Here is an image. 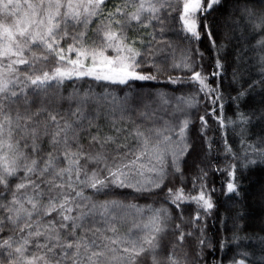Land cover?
I'll return each instance as SVG.
<instances>
[{"label": "snow or ice", "instance_id": "1", "mask_svg": "<svg viewBox=\"0 0 264 264\" xmlns=\"http://www.w3.org/2000/svg\"><path fill=\"white\" fill-rule=\"evenodd\" d=\"M175 3L177 0H0V264H144L146 258L151 264H161V239L167 233L176 235L180 244L184 242L182 212L181 223L170 226L172 215L166 207L125 204L119 199L93 201L84 195V189L105 195L115 189L136 193L163 189L168 168L180 173L181 158L190 147L187 115L175 124L165 120L161 127L136 125L130 131L113 122L116 134L101 136L102 129L85 116V110L90 104L99 108L110 103L111 94L74 91L62 95L68 81L91 79L130 87L135 81H158L164 61L150 60L159 53L143 47L144 41L133 39L129 31L152 29L149 35L155 40L157 30L165 31L163 18L175 11ZM220 4L221 0H183L182 31L200 40L197 13L206 21ZM241 15L253 31L264 36V14L245 7ZM204 28L211 39L206 23ZM211 43L215 46L214 40ZM259 43L264 46V39ZM171 68L186 70L189 75L184 79L169 76L168 82L195 85L215 115L219 90L212 87L209 75L191 53L178 62L173 57ZM223 68L217 55L211 76H220ZM128 99L126 96L125 102ZM157 99L164 111L174 99L173 115L186 114L200 103L196 95L170 98L160 92ZM34 100L41 105L35 111L31 109ZM64 100L70 104L72 119L44 105V101L59 105ZM219 109L223 110L222 104ZM42 113L45 116L36 119ZM141 115L145 120L156 118L155 111ZM216 119L221 128L226 127L222 117ZM200 120L204 132L209 122L204 116ZM85 121L88 127L97 128L90 135V143L98 146L94 152L85 151L80 143ZM239 122L247 123L248 118L240 113ZM232 123L236 122L229 121ZM44 137L51 145L47 153L40 146ZM224 144L225 152L236 159L226 135ZM109 145L115 155H109ZM207 147L212 149L210 140ZM242 149L243 166L264 162V144L257 147L242 141ZM90 164L95 166L91 172ZM216 171L229 177L226 192L238 194L235 164ZM206 180L207 172L201 169L191 185L195 194L186 193L183 187L168 188L165 200L177 210L182 204H194L210 215L216 207L212 199L215 189L209 190ZM131 217H135L131 226L123 230ZM202 219L198 211L193 226ZM200 244H205L203 238ZM174 249L175 245L166 264H181ZM241 255L244 258L234 259L232 264H246L248 253Z\"/></svg>", "mask_w": 264, "mask_h": 264}, {"label": "trees", "instance_id": "2", "mask_svg": "<svg viewBox=\"0 0 264 264\" xmlns=\"http://www.w3.org/2000/svg\"><path fill=\"white\" fill-rule=\"evenodd\" d=\"M173 7L175 11L163 18L165 31L161 34L157 30L155 40L149 35L152 29L129 31L130 37L144 41L143 47H151L153 53H159L154 57L150 56V60L164 61L161 64L162 71L158 73V81H135L131 82V87L105 84L91 79L68 81L63 85L62 95L67 97L74 91L81 93L92 91L98 95L105 92L111 94L110 103H105L99 108L90 104L85 110V116L102 129L101 136L104 133L116 134L112 128L113 122L116 123V127L130 131L136 125L161 127L165 120L175 124L178 119H183L187 115L191 121L187 133L190 147L187 154L181 158L182 171L175 173L169 167V176L164 188L152 192L136 193L132 189H115L111 194L105 195L98 194L91 188H85L84 195L91 197L93 201L119 199L125 204L166 207L172 215L170 226L181 223L182 212L186 221L181 224L185 232L184 242L180 244L176 240V235L172 232L167 233L161 239V264H166L167 254L173 250V245H175L174 254L181 264H232L234 259L244 258L241 253H248L246 264H264V162L257 160L255 164L243 166L246 164V158L242 149V141L245 145L255 144L257 147L264 144V46L259 43L264 36L260 35L259 30L253 31L241 15V9L245 7L257 15L264 14V0H221V4L218 7L214 6L207 15L206 21L197 13V23L200 25L201 33L198 41L191 39L190 34L182 31L180 16L183 11V0H177ZM108 8L111 9L112 5L109 4ZM205 23L211 30V39L206 34ZM89 35H92L91 31ZM212 40L215 41V46L211 43ZM137 46L140 47L139 44ZM188 52L191 53L193 60L203 66L202 71L209 75V83L212 87L219 90L220 99L216 105L215 115L211 114L213 106L204 99L203 94L196 92L195 85L187 82L178 84L168 82L169 76L184 79L189 75L186 70L171 68L173 57L178 62L181 56ZM198 53H202L203 56ZM109 54L111 55V52ZM217 55L224 65L218 77L211 76V72L215 70ZM72 56L74 58L75 54L73 53ZM143 70L153 71L150 68ZM160 92L166 93L170 98L196 95L200 103L187 109L186 114L173 115L174 99L168 110L164 111L160 108L157 99V93ZM241 92L244 93L243 96L240 95ZM126 96L129 97L127 102H125ZM112 97L116 99L113 101ZM221 104L222 111L219 109ZM44 105L50 111H58L65 118L72 119L67 100L59 105H50L44 101ZM40 106L39 101L34 100L31 109L35 111ZM74 107L73 102L71 108ZM21 110L23 111V108ZM152 111H155L156 115L153 120H145L141 115V112ZM240 113L248 118L247 123L239 122ZM44 116L45 114L42 113L41 117L36 119ZM201 116L209 122L204 132L201 131ZM217 117L224 119L226 127H220ZM229 121L236 123L229 124ZM84 123L85 130L80 132V143L83 144L85 151L94 152L98 150V146L90 143V135L96 134L97 128L88 127L86 121ZM225 135L227 143L237 155L236 159L224 150ZM209 140L212 143L211 150L207 147ZM48 141L49 138L44 137L40 142L44 153L51 150ZM130 143L134 144L135 141ZM108 148L110 156L116 154L113 146L109 145ZM229 164L236 166L238 194L226 192V182L229 177L223 171H216L226 168ZM94 168V165L88 166L90 172ZM201 169L207 172L206 183L209 190L215 189L212 199L216 207L210 215H204L203 211L194 204H182L177 210L165 200L167 189L175 190L183 187L186 193L195 194L191 185ZM196 182L199 183V180L197 179ZM198 211L203 219L194 221V227L193 218ZM134 219L135 217L129 218L123 230L130 227ZM188 232L192 235H187ZM4 235L7 233L5 232ZM234 237L241 239L234 241ZM201 238L205 240L204 245L200 244ZM144 264L151 262L146 258Z\"/></svg>", "mask_w": 264, "mask_h": 264}]
</instances>
